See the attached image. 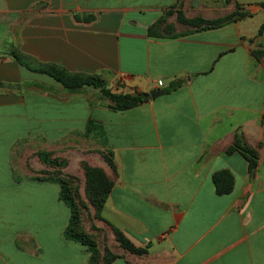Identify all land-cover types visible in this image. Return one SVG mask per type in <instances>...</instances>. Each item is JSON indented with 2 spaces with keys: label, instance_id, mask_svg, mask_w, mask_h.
<instances>
[{
  "label": "crops",
  "instance_id": "1",
  "mask_svg": "<svg viewBox=\"0 0 264 264\" xmlns=\"http://www.w3.org/2000/svg\"><path fill=\"white\" fill-rule=\"evenodd\" d=\"M190 2L0 0V264H89V248L65 236L61 186L28 166L85 149L115 166L99 244L120 255L111 264H264V72L244 40L248 18L187 25L230 15H194ZM14 53L147 99L116 110L100 88L71 92ZM221 172L234 177L230 194H217ZM118 231L141 252L119 248Z\"/></svg>",
  "mask_w": 264,
  "mask_h": 264
},
{
  "label": "rangeland",
  "instance_id": "2",
  "mask_svg": "<svg viewBox=\"0 0 264 264\" xmlns=\"http://www.w3.org/2000/svg\"><path fill=\"white\" fill-rule=\"evenodd\" d=\"M188 13H204L210 15L241 14L242 20L248 18L247 40L250 47V56L257 69L264 72V2L259 6L231 5L230 0H190ZM182 12V11H181ZM227 20V19H226ZM252 31H255L252 35ZM252 35V36H251ZM49 154L51 163H44L39 155L37 163L31 162L28 166L34 168V173L42 178L62 179L67 182L68 189L74 199L79 216V231L101 244V249L107 239L104 229L103 211L116 183V173L108 172L99 163L91 151L83 150L81 154L68 157ZM95 154V153H94ZM109 165L108 154L103 153ZM107 156V157H106ZM40 161V162H39ZM110 166V165H109ZM27 167V166H25ZM28 168V167H27ZM108 169V168H107ZM37 170V171H36ZM32 173V171H31ZM119 248L122 245L117 240ZM107 250V249H105ZM125 251L127 249L124 248ZM103 255V254H102Z\"/></svg>",
  "mask_w": 264,
  "mask_h": 264
},
{
  "label": "trees",
  "instance_id": "3",
  "mask_svg": "<svg viewBox=\"0 0 264 264\" xmlns=\"http://www.w3.org/2000/svg\"><path fill=\"white\" fill-rule=\"evenodd\" d=\"M264 4V3H263ZM182 13V12H181ZM227 19V20H226ZM242 19L241 14L233 13L225 18L218 20H204L202 18H196L193 20H188L181 18L184 24L203 27L205 29H215L219 28L233 22H237ZM15 58L24 66L30 68L34 72L45 73L50 77L54 78L59 84L71 92H78L85 87L100 88L104 96L110 97L115 103L114 109L124 111L135 108L144 102V95H129V94H113L110 90L106 89L103 81L99 77H87L84 75H72L63 68L56 66H48L43 68H32L30 67L23 58H21L17 53H14ZM182 82L172 83L168 88L163 90L164 94H169L179 87H181ZM242 153L250 162V168L253 169L256 166L257 155L254 151L240 146ZM109 156V155H108ZM40 157L44 163H51L49 161V154L41 153ZM107 157V156H106ZM109 165L115 170L114 163L111 157ZM50 181H55L61 186V199L66 203L72 212V217L68 228L66 229L65 236L69 240H73L83 245L87 246L91 253V259L89 264H111L114 260L119 258L120 255L111 253L109 250H105L104 254L101 252L99 244L97 241L83 235L79 231V216L76 209L74 199L72 198L71 192L68 189L67 182L62 179H48ZM234 177L229 172H221L214 175V184L216 186L218 195L230 194L234 188ZM113 189V188H112ZM112 191V190H111ZM111 194V193H110ZM108 201V200H107ZM116 238L122 245V248L127 249V251L133 253H140L141 251L136 249V247L130 242V240L122 233L117 232ZM103 254V255H102Z\"/></svg>",
  "mask_w": 264,
  "mask_h": 264
},
{
  "label": "water",
  "instance_id": "4",
  "mask_svg": "<svg viewBox=\"0 0 264 264\" xmlns=\"http://www.w3.org/2000/svg\"><path fill=\"white\" fill-rule=\"evenodd\" d=\"M156 95H158V94H156V93H152L151 94V96L154 98V96H156ZM147 98L146 97H144V101L146 100Z\"/></svg>",
  "mask_w": 264,
  "mask_h": 264
},
{
  "label": "built area",
  "instance_id": "5",
  "mask_svg": "<svg viewBox=\"0 0 264 264\" xmlns=\"http://www.w3.org/2000/svg\"><path fill=\"white\" fill-rule=\"evenodd\" d=\"M162 84H163L162 81H159V82H158V85H159V86H161Z\"/></svg>",
  "mask_w": 264,
  "mask_h": 264
}]
</instances>
